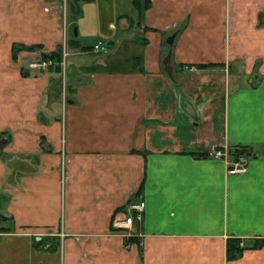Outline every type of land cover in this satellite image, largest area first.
Instances as JSON below:
<instances>
[{"label": "crops", "instance_id": "crops-1", "mask_svg": "<svg viewBox=\"0 0 264 264\" xmlns=\"http://www.w3.org/2000/svg\"><path fill=\"white\" fill-rule=\"evenodd\" d=\"M0 138V264H264V0H0Z\"/></svg>", "mask_w": 264, "mask_h": 264}, {"label": "built area", "instance_id": "built-area-1", "mask_svg": "<svg viewBox=\"0 0 264 264\" xmlns=\"http://www.w3.org/2000/svg\"><path fill=\"white\" fill-rule=\"evenodd\" d=\"M91 49L96 50V51H104L105 47L99 40H97L91 44ZM49 63H50V59H44V58L28 61L29 66L44 67L45 65H48ZM204 154L206 156L224 157L225 155H227V150L213 146V147L206 149L204 151ZM245 159H246V155L244 153L236 154L234 159L231 160V163L229 167L227 168V172L233 173V172L242 170L245 165ZM142 208H143V200L141 199L126 202L122 206V209H121L122 217L117 218L115 220V223L118 226L121 225V226L127 227L128 232H130L132 228V224L140 220Z\"/></svg>", "mask_w": 264, "mask_h": 264}, {"label": "trees", "instance_id": "trees-1", "mask_svg": "<svg viewBox=\"0 0 264 264\" xmlns=\"http://www.w3.org/2000/svg\"><path fill=\"white\" fill-rule=\"evenodd\" d=\"M81 47H86L85 45L81 46ZM59 50H56V51H52V52H49V53H44L42 55V57H50L52 59H56V61H58L60 59L59 57ZM206 65L205 63H201L199 64V66H204ZM232 153L234 154V156H236V154L238 153H247L245 151V149L243 148H238V149H233L232 150ZM133 198H128L127 199V202L128 201H132ZM259 242L257 243H252L251 245H247V244H244L240 238L238 237H230L226 240V245H225V254H226V258L227 259H233L235 257H237L241 250L244 249L245 247H258L261 242L263 241V238H261L260 240H258Z\"/></svg>", "mask_w": 264, "mask_h": 264}, {"label": "rangeland", "instance_id": "rangeland-1", "mask_svg": "<svg viewBox=\"0 0 264 264\" xmlns=\"http://www.w3.org/2000/svg\"><path fill=\"white\" fill-rule=\"evenodd\" d=\"M65 18H64V13H63V17H62V19H61V30H62V33H64V31H65V33L66 32H68V28H69V32H70V24H69V26L67 25V23H66V20L68 21V18H67V16H68V14H69V12L71 13V12H73V9H69V8H66L65 9ZM64 20H65V24H64ZM63 37H64V35L61 37L62 39H61V48H62V40H63ZM64 47H66V45L64 46ZM41 58H44V59H50V63L49 64H51V63H53L54 61L56 62V59H52V58H50V57H42V55H40V54H32V56H25L24 57V62H26L27 60H38V59H41ZM48 64V65H49ZM27 66L28 67H31V68H36L37 70H42V69H45V67L47 66V65H45L44 67H41V66H29L28 65V62H27ZM58 66V65H57ZM119 228H121L120 230H121V232L122 231H128V228L127 227H124V226H119ZM124 234H125V232H124ZM258 240H260V239H258ZM257 239H255L254 241H252L251 240V242H254V243H257V242H259ZM247 242H250V240H247ZM262 243V242H261Z\"/></svg>", "mask_w": 264, "mask_h": 264}, {"label": "water", "instance_id": "water-1", "mask_svg": "<svg viewBox=\"0 0 264 264\" xmlns=\"http://www.w3.org/2000/svg\"><path fill=\"white\" fill-rule=\"evenodd\" d=\"M73 34H76V28L73 27ZM175 34V31L170 32L166 35L164 41L167 45L166 52L161 57V64L164 72L167 74L169 78L172 79V66L170 62V49H171V43L173 40V36ZM4 141V138H0V143Z\"/></svg>", "mask_w": 264, "mask_h": 264}]
</instances>
